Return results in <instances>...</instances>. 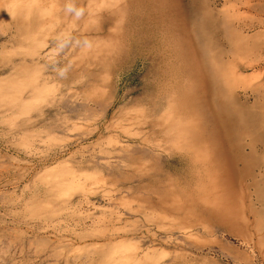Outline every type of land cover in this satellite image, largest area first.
<instances>
[{
    "label": "rangeland",
    "instance_id": "1",
    "mask_svg": "<svg viewBox=\"0 0 264 264\" xmlns=\"http://www.w3.org/2000/svg\"><path fill=\"white\" fill-rule=\"evenodd\" d=\"M0 264H264V0H0Z\"/></svg>",
    "mask_w": 264,
    "mask_h": 264
},
{
    "label": "clouds",
    "instance_id": "2",
    "mask_svg": "<svg viewBox=\"0 0 264 264\" xmlns=\"http://www.w3.org/2000/svg\"><path fill=\"white\" fill-rule=\"evenodd\" d=\"M64 10L67 14L73 15L76 19H80L85 15V9L82 7H77L76 4L74 3L66 4ZM84 47L90 48L91 47L90 41L84 40ZM66 73H67V69H62L59 74L61 77H63L66 75Z\"/></svg>",
    "mask_w": 264,
    "mask_h": 264
},
{
    "label": "bare ground",
    "instance_id": "3",
    "mask_svg": "<svg viewBox=\"0 0 264 264\" xmlns=\"http://www.w3.org/2000/svg\"><path fill=\"white\" fill-rule=\"evenodd\" d=\"M165 2L167 3V1H165ZM168 4H169V3H168ZM166 5H167V4H166ZM169 6H170V4H169ZM181 22H183V20H182ZM179 23H180V22H179ZM179 26H180V25H179ZM173 31L175 32L176 29L174 28ZM182 33H183V32L181 31V34H182ZM163 39H164V38H163ZM158 41H159V40H158ZM163 41H164V40H163ZM166 41H167V40H166ZM110 42H111V41H110ZM139 42H140V41H139ZM142 42H143V41H142ZM145 42H146V41H144V43H145ZM164 42H165V41H164ZM173 42H174V41H173ZM148 43H149V42H148ZM160 43H161V42H160ZM168 43H169V42H168ZM142 44H143V43H142ZM155 44H156V43H155ZM155 44H154V45H155ZM157 44H159V42H158ZM157 44H156V45H157ZM174 44H175V43H174ZM154 45H153V46H154ZM160 45H161V44H160ZM143 46H145V45H143ZM149 48H150V47H149ZM178 49H179V48H178ZM172 50H173V48H172ZM146 51H147V49H146ZM141 53H142V52H141ZM151 56H153V55H151ZM169 56H170V55H169ZM161 57H162V56H161ZM155 58H156V57H155ZM170 58H172V57H170ZM170 58H169V62H170V60H171ZM153 59H154V58H153ZM165 59H166V56H165ZM167 59H168V58H167ZM174 59H175V56H174ZM174 59H173V60H174ZM160 60H161V59H159V61H160ZM162 62H163V61H162ZM167 62H168V61H167ZM172 62H173V61H172ZM173 63H174V62H173ZM166 64H167V63H166ZM175 66H176V65H175ZM172 67H173V66H172ZM177 67H178V66H177ZM168 68H169V67H168ZM168 68H166V69H168ZM170 68H171V66H170ZM159 69H160V68H159ZM159 69H158V70H159ZM166 69H165V70H166ZM174 70H175V69H174ZM180 70H181V69H180ZM160 72H161V71H160ZM171 72H172V69H171ZM178 72H179V71H178ZM166 73H167V72H166ZM174 73H176V72H174ZM160 75H161V73H160ZM172 76H173V75H172ZM163 77H164V76H163ZM168 77H169V76H168ZM173 78H174V77H173ZM169 88H170V87H169ZM223 112H224V117L226 118V117L228 116V114H226L225 112H227V111L224 110ZM165 128H169V127L165 126ZM168 130H170V129H168ZM196 156H197V155H196ZM196 159H197V157H196ZM198 160H199V159H198ZM198 170H199V168H198ZM197 172H198V171H197ZM204 181H205V180H204ZM196 186H197V185H196ZM200 199H201V198H200ZM204 201H205V200H204ZM206 206H207V205H206ZM215 220H216V219H215Z\"/></svg>",
    "mask_w": 264,
    "mask_h": 264
}]
</instances>
